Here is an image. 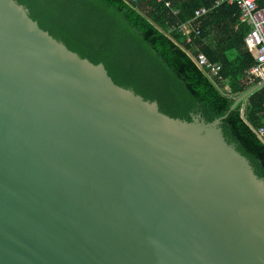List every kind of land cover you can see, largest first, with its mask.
Wrapping results in <instances>:
<instances>
[{"label": "water", "instance_id": "1", "mask_svg": "<svg viewBox=\"0 0 264 264\" xmlns=\"http://www.w3.org/2000/svg\"><path fill=\"white\" fill-rule=\"evenodd\" d=\"M0 0V264H264V177Z\"/></svg>", "mask_w": 264, "mask_h": 264}, {"label": "trees", "instance_id": "2", "mask_svg": "<svg viewBox=\"0 0 264 264\" xmlns=\"http://www.w3.org/2000/svg\"><path fill=\"white\" fill-rule=\"evenodd\" d=\"M41 28L93 63H103L118 85L155 100L160 111L188 121L225 115L236 98L258 84L246 48L249 23L236 4L216 0H17ZM168 3V4H167ZM264 5V0H258ZM207 12L194 18L195 11ZM191 22L190 37L178 30ZM199 30L197 33L196 31ZM203 53L221 65L215 78L200 67ZM264 84L223 119L228 142L264 177Z\"/></svg>", "mask_w": 264, "mask_h": 264}, {"label": "built area", "instance_id": "3", "mask_svg": "<svg viewBox=\"0 0 264 264\" xmlns=\"http://www.w3.org/2000/svg\"><path fill=\"white\" fill-rule=\"evenodd\" d=\"M134 2L139 0H132ZM227 2L236 4L240 9L239 19L243 23L250 24V30L245 36L246 48L254 55L255 63L250 68L249 74L258 80V84L264 83V5H260L258 0H216V4ZM207 12L206 7H201L195 11V17ZM178 30L187 36V41H191V22L179 25ZM197 33L199 30L196 31ZM200 67L205 69L210 76L221 78L219 71L221 65L211 62L203 53L196 57ZM259 135L264 140V126L258 129Z\"/></svg>", "mask_w": 264, "mask_h": 264}, {"label": "crops", "instance_id": "4", "mask_svg": "<svg viewBox=\"0 0 264 264\" xmlns=\"http://www.w3.org/2000/svg\"><path fill=\"white\" fill-rule=\"evenodd\" d=\"M168 4V3H167ZM242 101V100H241Z\"/></svg>", "mask_w": 264, "mask_h": 264}]
</instances>
